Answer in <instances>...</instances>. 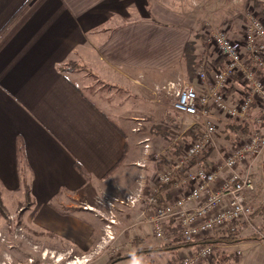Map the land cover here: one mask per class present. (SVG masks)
Wrapping results in <instances>:
<instances>
[{"label":"crops","instance_id":"0c3cea01","mask_svg":"<svg viewBox=\"0 0 264 264\" xmlns=\"http://www.w3.org/2000/svg\"><path fill=\"white\" fill-rule=\"evenodd\" d=\"M167 12L160 0H0V187L18 202L27 194L33 205L24 218L70 242L78 254L90 251L94 227L49 204H61L72 193L85 199L89 188H113L124 170L133 172L142 151L118 120L135 111V104L119 92L143 93L181 76L189 40L201 53L192 25ZM201 56L212 65L207 52ZM68 62L97 82L89 89L105 107L74 82L73 71L64 70ZM98 84L116 92L105 93ZM145 171L138 168L147 185ZM127 178L135 187L133 174ZM261 205L264 194L253 203ZM253 221L264 226L259 216ZM134 226L128 228L133 236L150 245L152 237L144 239L141 226ZM242 235L240 242L215 245L211 259L198 264H264V242L248 229ZM129 246L131 254L132 241ZM1 251L0 244V257ZM108 259L101 257L100 264Z\"/></svg>","mask_w":264,"mask_h":264},{"label":"built area","instance_id":"2783aa9c","mask_svg":"<svg viewBox=\"0 0 264 264\" xmlns=\"http://www.w3.org/2000/svg\"><path fill=\"white\" fill-rule=\"evenodd\" d=\"M242 14L245 24L240 38L232 39L228 32L213 25L206 32L209 44L223 60L221 68H214L209 74L199 68L195 85L178 79L155 86V101L160 102L162 95L170 96L172 110L192 120L197 137L184 144L169 164L159 169L156 184L150 185L147 193H144L145 178L140 172L135 187L122 197L102 192L95 196L96 205L86 203L83 206L96 211L97 216L106 221L94 254L115 239L114 204L126 208L140 204L143 207L140 217L152 227L153 235L159 240L167 238L170 226L180 241L191 243L247 222L264 242V231L250 223L253 208L248 200L255 189L254 168L264 153V19L253 11ZM213 112L241 124L247 123V137L227 151L220 150L216 142L218 124ZM132 130L138 131L139 127ZM139 144L142 156L134 165L143 171L150 155L149 138L144 137ZM212 152L219 154L216 163L202 159ZM153 157L168 160L165 154L156 153ZM163 184H169L165 191L169 199L158 201V185ZM13 234L15 238L21 237L22 227H14ZM0 240L5 242L4 238ZM214 247L208 244L197 249L186 248L175 264L208 261ZM94 254H72L71 250L40 249L34 245L32 255L15 264H87ZM0 264H13V261L3 260Z\"/></svg>","mask_w":264,"mask_h":264},{"label":"rangeland","instance_id":"374dc122","mask_svg":"<svg viewBox=\"0 0 264 264\" xmlns=\"http://www.w3.org/2000/svg\"><path fill=\"white\" fill-rule=\"evenodd\" d=\"M160 1L168 11L167 14H172L171 17L177 19L180 18V16H182V18L180 19H182L184 23L186 22L192 25L193 36L195 38L196 36H201L203 38L202 40L200 39V43H199L201 53L200 55L196 54V56L198 57L200 56L201 59L202 52L204 51L207 52V55L210 58L209 62H211L210 64H212L209 66L210 71L213 70L214 68L219 69V67L213 65V63H215L216 61L223 63V60L218 55L214 46L211 43L209 44L207 40L206 32L211 25H213L217 29H221L228 32L227 34L230 38L238 39L242 36L243 27L245 24V19L242 12L245 13L247 11H253L256 14H258V16L264 19V16L260 15L261 8L255 4V1H260L264 4V0H235V1L160 0ZM195 48H197L196 45ZM198 57L196 58V65L200 60ZM195 69L196 67L194 68V72L192 74V77L190 78L188 73L186 72L187 70L185 67L183 74L181 76H177V78L173 81L176 82V80L180 79V80H184L186 84L195 85L196 73L199 71L198 68L196 70ZM72 71L75 76L74 82L78 86L86 89L87 93H89V96L92 97L94 100H96V103L100 104L102 107H105L104 106L105 101L98 100L97 98L98 95L96 96V94L95 93L93 94L92 93L93 91L89 89V86L92 87V89H94V87H96L97 82L94 81V79L91 78V76L89 75L85 76L80 71L77 70H72ZM167 82L169 81L159 84V86L164 85ZM135 84H137V81H135ZM99 85L102 86L101 88H104V90H106L105 93L109 92L112 94V92L114 93L116 92L114 88L112 89L108 85L98 84V86ZM155 86L156 84L151 86V90L149 89L150 91L144 90L143 93L140 92V90L134 91L133 94H131L130 92L129 94L122 91L119 92L120 98L126 97L128 98L130 103L135 104V111L131 112L128 115V117H124V121L118 120V124L120 125V127L124 129L126 128V130H128V133L131 135V137L135 142L136 150L141 149V145L139 144L140 140H142L144 137L149 138L150 155L148 157L147 166L145 167L146 168L145 175L146 173H148L146 175V182L148 183L149 186L156 184L155 178L159 169L163 166L168 165L169 161H171L175 156L171 154V152L173 153L172 150L167 151L168 150L167 148H169L168 142L152 134L151 132L152 127L154 125L164 126L169 133V137L172 138L175 142L179 141L182 142V144H186L192 140L190 135L185 134V132L189 128H192L191 125L192 120L190 118L182 117L179 114H177L174 110H172L170 106V100H171L170 96L162 95V97H160V102L155 101L156 99V95L154 93ZM126 94H128L129 96H127ZM213 118L218 124L216 142L220 150L227 151L230 147L234 146L236 143L247 137L248 135L247 132L249 131V128L245 130L243 124L233 119H229L225 115L219 114L217 112H213ZM135 127H139V130L133 132L132 129ZM156 153H159L160 156L165 154L168 157V160L154 159L153 156ZM136 155L137 156L140 155L139 151ZM207 158H208L207 160L208 162L210 161L211 163L214 164L218 161L219 154L218 152L216 153L212 152L210 153V155L206 154V156H204L202 159L205 161ZM131 174H133L134 179L137 178L138 168L136 166H134L133 172L128 170V172L126 173V170H124V174L122 177H120L121 179H119V183L115 184L113 188L110 189L105 188L103 189V191H101L98 190L96 187H92L89 188L87 192H85L87 193L85 199L72 193L71 194L72 198H69L68 200L65 199L64 202L61 204H58V202H56L57 200L49 204L50 206L54 205L55 207H57L58 210L63 214L72 213L74 215H80L83 216L82 218L86 223L88 224L91 223L96 233L94 234L92 247L90 251L86 253L91 254L93 252L94 254V251L97 249V245L100 244L101 236L103 234L102 228L106 223V221L98 217L96 211L84 209L83 206L86 203L92 206L96 205L94 201L95 196L101 194L102 192H106L110 196L122 197L123 194L131 190L130 188L134 186L133 185L131 187L129 178H127ZM253 178L255 183V189L253 193L249 196L248 200L252 205L253 211H255L256 207L253 206V203L256 204V200L259 199V195L264 194V153L260 159V162L254 168ZM1 189L2 188L0 187V207H1L0 217L3 218V227L2 230H0V234H1L0 239L4 238L5 242L0 240V244L2 245L0 261L4 260L7 263L10 260H12L13 264H15L17 261H23L29 255H32V247L34 245L38 246L40 249L53 247V250H58V251L71 250L72 254H78L74 249V246L70 244V242H67L63 238L60 239V237H58L57 235L49 233L46 228H42L41 226L35 227L33 225V220L32 222H30L29 220H26L24 218L25 217L24 213L29 209H31L30 207L33 205L27 194H25V200L23 202H18L14 194L6 196L4 191H2ZM114 206H115L114 208L115 219L117 220L116 224L114 225L115 239L112 240V242L109 243L105 248L100 250V252L96 251L97 253L93 255L92 260L87 264H95V259L97 258L99 261L96 264H100L101 257H106V258L108 257L109 259H111V258L119 257L120 254H122V256L128 254V251L132 250L131 247L129 246L131 241L134 244L135 251L137 249H143V248H154L164 243L175 244L177 242L174 241V238H178L177 236H175L176 235L175 230L174 232H171L173 233V235L170 232H168V236L164 240L163 239L159 240L155 238V236L153 235L152 227L148 223L143 221L142 217H139L140 215H138L139 212L141 213V209L143 208L140 204H138L134 208H128L131 210H128L126 207H123L122 205L119 204H114ZM100 209L103 211H107V209L104 210L102 207H100ZM128 216L129 217L131 216L132 218L134 216L135 220H131V222L127 221L126 219ZM141 221H143V223L145 224L139 223ZM242 224L243 223H239L235 227H240L242 226ZM130 225L131 227L132 225L133 226L137 225L138 227L141 226L139 230L143 231V233L145 234L143 235L144 239L145 237L148 239L152 237V239H150L149 241L150 245L152 244V247H149L150 245H147V247H145L146 245L143 246L142 245L143 240L142 239L138 240L137 235L133 236L131 229H128L130 228ZM252 225L264 231V226L261 223L252 221ZM18 226L22 227L23 235L21 237L15 238L13 234L14 227H18ZM247 229L248 232L254 234L252 227L249 226ZM256 237L257 239H259L258 236ZM134 240L136 242L138 241L139 243L136 244ZM6 241L8 243H6ZM182 250H184L182 247H177L166 251H158V252H150V253L142 252V253H138V255L142 257L137 258L136 260H133L134 259L133 258L126 263L123 262L122 264H137V263L169 264L170 261L176 263L180 259L181 257L180 255L184 253ZM219 263H221V258Z\"/></svg>","mask_w":264,"mask_h":264},{"label":"trees","instance_id":"16d2710c","mask_svg":"<svg viewBox=\"0 0 264 264\" xmlns=\"http://www.w3.org/2000/svg\"><path fill=\"white\" fill-rule=\"evenodd\" d=\"M255 4L261 8L260 15L264 16V4L260 1H255ZM195 36H196V34H195ZM196 38L201 39V40L203 39L201 36H196ZM195 50H196L195 41H193V40L187 41L185 46H184L183 58H184V63H185V67L187 70L186 72L188 73L190 78L192 77V74L194 72L195 67H196V69L202 68L208 74L210 71V69H209L210 67H208L207 64L204 61H202L201 59L199 60V62L196 65L197 56L195 54ZM216 62L214 64H216ZM76 65L77 64L74 62H68L65 64V66L63 68H64V70L72 71V70H74ZM230 91H231V89H230ZM243 125H244L245 130L249 127L247 123H244ZM194 129H195V132H194ZM196 129H197L196 126H192V128H189L185 132V134L190 135L192 139H195L197 137ZM151 132H152V134L156 135L157 137H160V138L164 139V141L168 142L169 148H167L168 149L167 151L172 150L173 153L171 152V154H173V155H176L177 152L184 146V144H182V142H179V141L175 142L172 138H170L167 129L162 125H154L152 127ZM247 133L249 134V131ZM76 168L81 171V167L77 164H76ZM168 188H169V184L158 185V189L160 192L157 195L158 201H163V200L169 199V195L165 192ZM148 190H149V185L147 183V185L144 188V193H147ZM0 209H1V207H0ZM258 216L260 218L264 219V205L257 207L256 210L252 212V214L250 215V218H249L250 223H252V221ZM248 227H249V223L244 222L242 224V226H240V227H235V226L234 227H227V228L222 229V230H220V231H218L212 235H208V236H206V237H204L198 241L191 242V243L182 242L178 238H174V241H177L175 244L164 243V244H160L154 248L137 249L136 251H134L131 254H126L124 256H119V257L108 259L105 264H115L121 260L133 257V256L137 255L138 253H142V252L150 253V252L166 251V250H171V249H174L177 247H182L183 249H186V248L197 249V248H200V247H202L204 245H208V244L209 245H223V244L237 243V242H240V241L245 239V236H243L242 233ZM169 230H170V232H174V229L171 226L169 227ZM250 236L256 237L255 234H252ZM138 243L139 242L137 241L136 244H138Z\"/></svg>","mask_w":264,"mask_h":264}]
</instances>
